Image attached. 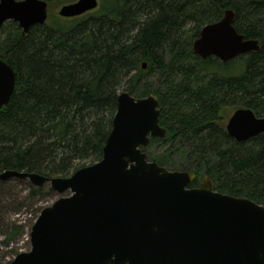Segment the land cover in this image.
I'll return each instance as SVG.
<instances>
[{"label":"trees","instance_id":"trees-1","mask_svg":"<svg viewBox=\"0 0 264 264\" xmlns=\"http://www.w3.org/2000/svg\"><path fill=\"white\" fill-rule=\"evenodd\" d=\"M46 1L50 10L77 0ZM228 9L238 33L258 40L260 50L230 62L203 60L193 43ZM0 59L17 77L0 111V174L67 178L95 164L119 94H153L168 134L151 140L156 152L144 149L149 160L194 173L193 188L207 175L216 191L264 205V134L240 143L221 118L222 110L245 107L264 115V0H99L92 12L49 15L27 34L7 22L0 28ZM44 193L30 186L28 198ZM25 228L15 224L6 232L8 247Z\"/></svg>","mask_w":264,"mask_h":264},{"label":"water","instance_id":"water-1","mask_svg":"<svg viewBox=\"0 0 264 264\" xmlns=\"http://www.w3.org/2000/svg\"><path fill=\"white\" fill-rule=\"evenodd\" d=\"M98 7L99 0H77L58 15L75 18ZM48 18L46 0H0V28L14 21L27 34ZM234 21L235 12L228 9L205 25L194 53L228 62L259 51V41L238 33ZM16 79L0 59V111L9 104ZM160 114L156 95L136 98L123 91L100 161L67 178L1 173L0 182L27 180L64 195L41 210L30 230V250L9 264H264V205L216 191L209 177L193 188L194 173L149 160L144 149L151 140L167 137ZM227 131L246 142L264 134V118L239 109Z\"/></svg>","mask_w":264,"mask_h":264},{"label":"rangeland","instance_id":"rangeland-1","mask_svg":"<svg viewBox=\"0 0 264 264\" xmlns=\"http://www.w3.org/2000/svg\"><path fill=\"white\" fill-rule=\"evenodd\" d=\"M63 5H54L49 10V15L57 16ZM154 80V79H153ZM153 83V82H152ZM229 112V111H228ZM157 144L145 148L148 152H156ZM145 151V150H144ZM87 164V162H85ZM173 171V169H171ZM19 179H10L0 182V264H8L15 258V253L20 250H30V243L25 236H20L14 245L6 244V232L11 230L13 225L21 224L28 227L33 225L42 209L52 205L57 199L64 195L53 192L49 185L43 187L45 193L29 200V181L21 182ZM50 189V190H49ZM26 230V228H25Z\"/></svg>","mask_w":264,"mask_h":264},{"label":"flooded vegetation","instance_id":"flooded-vegetation-1","mask_svg":"<svg viewBox=\"0 0 264 264\" xmlns=\"http://www.w3.org/2000/svg\"><path fill=\"white\" fill-rule=\"evenodd\" d=\"M10 22V21H9ZM203 29V28H202ZM202 31V30H201ZM201 33V32H200ZM199 37H200V35H199ZM198 37V38H199ZM197 38V39H198ZM196 39V40H197ZM198 56V55H197ZM209 58H211V57H209ZM234 60V59H233ZM232 61V60H231ZM228 62H230V61H228ZM239 109H249V108H247V107H245V108H239ZM239 109H237V110H239ZM237 110H229V112H227L226 110H225V112L222 110L221 112H222V116H221V118H222V120H223V122H224V126H225V129H226V131H227V125H228V122H229V119L232 117V115L237 111ZM251 110V109H250ZM253 111V110H252ZM254 112V111H253ZM255 113V112H254ZM255 115H256V113H255ZM257 117H263L264 118V115H256ZM227 133H228V131H227ZM167 134H168V132H167ZM229 135V134H228ZM261 135H263V134H260V135H258V136H261ZM230 136V135H229ZM258 136H256V137H258ZM231 137V136H230ZM255 138V137H254ZM252 139V138H251ZM250 140V139H249ZM241 143V142H240ZM243 143V142H242ZM205 177H208L207 175H204L203 177H201L200 179H199V184H200V182L205 178ZM196 179H197V176H196ZM199 187V186H198ZM214 189H215V186H214Z\"/></svg>","mask_w":264,"mask_h":264},{"label":"built area","instance_id":"built-area-1","mask_svg":"<svg viewBox=\"0 0 264 264\" xmlns=\"http://www.w3.org/2000/svg\"><path fill=\"white\" fill-rule=\"evenodd\" d=\"M29 232H30V227L26 228V234L24 235L26 237V241L29 243L30 242V236H29ZM14 245V244H12ZM23 252V250H20L19 253Z\"/></svg>","mask_w":264,"mask_h":264}]
</instances>
